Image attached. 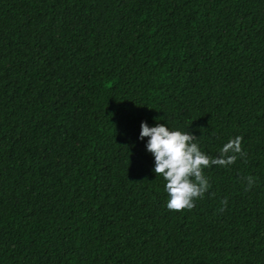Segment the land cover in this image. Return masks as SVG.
Segmentation results:
<instances>
[{"label": "trees", "instance_id": "obj_1", "mask_svg": "<svg viewBox=\"0 0 264 264\" xmlns=\"http://www.w3.org/2000/svg\"><path fill=\"white\" fill-rule=\"evenodd\" d=\"M142 121L246 159L169 210ZM0 264H264V0H0Z\"/></svg>", "mask_w": 264, "mask_h": 264}, {"label": "clouds", "instance_id": "obj_2", "mask_svg": "<svg viewBox=\"0 0 264 264\" xmlns=\"http://www.w3.org/2000/svg\"><path fill=\"white\" fill-rule=\"evenodd\" d=\"M145 137L148 138L147 151L155 159L153 171L166 182L167 209L177 212L190 211L211 188L209 179L204 175L206 168H228L238 158L246 159L247 156L240 135L223 144L218 156H210L202 151L198 138L190 131L172 130L162 123L150 127L147 121H142L139 139ZM243 180L246 182L245 190H251L256 183V178L251 175L243 177ZM220 204L218 211H225L227 198L221 200Z\"/></svg>", "mask_w": 264, "mask_h": 264}]
</instances>
